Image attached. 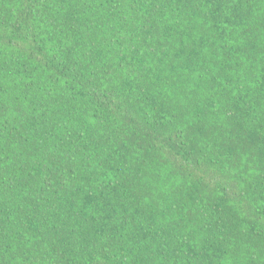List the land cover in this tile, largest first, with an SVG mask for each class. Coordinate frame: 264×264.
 <instances>
[{
  "label": "trees",
  "instance_id": "1",
  "mask_svg": "<svg viewBox=\"0 0 264 264\" xmlns=\"http://www.w3.org/2000/svg\"><path fill=\"white\" fill-rule=\"evenodd\" d=\"M0 264H264V0H0Z\"/></svg>",
  "mask_w": 264,
  "mask_h": 264
}]
</instances>
